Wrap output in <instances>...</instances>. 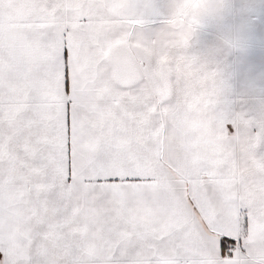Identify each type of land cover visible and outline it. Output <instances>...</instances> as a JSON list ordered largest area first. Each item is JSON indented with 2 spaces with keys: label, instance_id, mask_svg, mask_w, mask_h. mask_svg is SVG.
Masks as SVG:
<instances>
[{
  "label": "snow or ice",
  "instance_id": "snow-or-ice-1",
  "mask_svg": "<svg viewBox=\"0 0 264 264\" xmlns=\"http://www.w3.org/2000/svg\"><path fill=\"white\" fill-rule=\"evenodd\" d=\"M0 264H264V0H0Z\"/></svg>",
  "mask_w": 264,
  "mask_h": 264
}]
</instances>
